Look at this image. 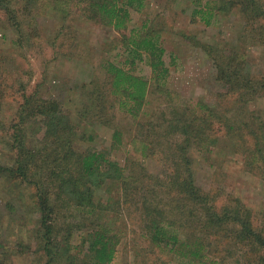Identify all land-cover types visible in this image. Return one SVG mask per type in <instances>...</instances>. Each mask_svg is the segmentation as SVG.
Returning <instances> with one entry per match:
<instances>
[{
  "label": "trees",
  "instance_id": "16d2710c",
  "mask_svg": "<svg viewBox=\"0 0 264 264\" xmlns=\"http://www.w3.org/2000/svg\"><path fill=\"white\" fill-rule=\"evenodd\" d=\"M71 1L0 0L4 16L0 23L11 27L13 45L28 49L39 39V18L53 11L62 21L52 43L65 28L63 21L72 12ZM77 1L80 6L76 12L80 11L84 20L101 22L108 31L117 32L115 38L123 51L113 53V57L103 54L98 63L101 76L92 75L88 82L76 85L81 101L74 110L67 106L73 101L70 94L63 100L60 90L50 95L40 92L39 82L31 92L22 93L16 112L8 116L10 120L5 121L0 112V145L5 154V160L0 155V190L7 195L0 223L5 215L7 221L16 222L17 253L32 252L39 257V264H111L123 233L122 218L129 215L130 219L134 213L137 232L168 261L264 264V236L258 232L251 211L235 197L216 206L210 192L195 183L190 155L195 147L210 150L223 130L233 146L231 138L239 132V139L246 136L253 141L251 149L247 140L245 145L235 144L247 155L245 165L264 169V76L252 80L236 60L234 50L205 44L216 79L226 86L220 98L236 86L242 88L235 95L242 102L224 106L218 98L217 103L208 105L197 99L167 103L158 111L146 109L150 80L154 81L153 91L161 90L169 74L166 49L155 21L146 17L140 25L131 24V12L142 11L147 0ZM188 2L192 14H201L207 25L217 16L216 11L224 8H240L248 18L264 19L262 0H214V5L209 0ZM0 36L4 40L5 34ZM118 55L123 56L121 64L115 60ZM137 65L150 68L151 77L136 72ZM6 70V63H0V109L13 99ZM254 95L261 106L251 105ZM107 111L135 118L139 128L132 143L137 144L141 156H158L162 167L166 166L162 173L152 174L133 159L124 166L111 157L110 150L120 135L116 127L108 147L81 145L82 139L91 142L96 135L80 131L83 119L90 114L110 125L101 119ZM147 112L152 113L149 116ZM27 206L38 213L34 227L29 226ZM24 237L33 244L22 242ZM75 239H80L81 247ZM239 243L250 250L240 251ZM5 250L0 240V264Z\"/></svg>",
  "mask_w": 264,
  "mask_h": 264
},
{
  "label": "rangeland",
  "instance_id": "374dc122",
  "mask_svg": "<svg viewBox=\"0 0 264 264\" xmlns=\"http://www.w3.org/2000/svg\"><path fill=\"white\" fill-rule=\"evenodd\" d=\"M209 1L214 5V0ZM71 2L69 4L72 12L63 21L65 28L52 43L56 29L61 26L62 21L61 16L53 11L44 13V16L39 18V39L35 46L28 49L13 45L10 42L13 34L11 27L0 23V35L5 34L4 40L0 36V58H3L0 63L5 62L8 68L6 74L10 78L8 84L11 85L13 98L0 109L5 121L10 120L8 116L11 112L13 115L16 112L22 93L31 92L39 82L42 83L40 92L50 95L60 90L63 100L64 96L70 94L73 101L67 103V106L74 110L81 101L78 96L80 90L76 85L88 82L92 75L101 76L102 71L98 63L103 54L107 53L113 57V53L123 51L119 38H115L118 36L116 31H108L109 29L97 20H84L79 14L80 11L76 12L80 2ZM191 10L192 6L188 0H147L142 11L131 12L132 25H140L141 20L146 17L155 21L154 26L158 29L166 49L165 60L169 68L168 77L162 82L163 89L153 91L154 81L150 80L146 109L158 111V108L167 103H189L197 99L208 105L217 103L219 93L225 92L226 86L224 82L216 79V68L210 54L204 50L205 44L218 48L225 46V50H234L237 54L236 60L242 64L245 73L250 75L252 80L264 76V19L260 18L261 16L252 19L240 8H224L223 12L217 10V16L207 25L201 19V14H192ZM3 18L0 11V20ZM114 45L118 46L115 48ZM117 59L121 64L123 56L118 55L115 60ZM135 71L151 77L150 68L146 66L137 65ZM70 87L73 88L72 93ZM241 89L234 86L232 92L230 91L224 99L220 98V101L222 100L224 106L230 103L239 105L242 99L235 95ZM253 98L250 100L251 105L261 106L259 97L254 95ZM262 100L264 102V99ZM147 113L150 116L152 112ZM148 115L144 120L148 119ZM98 117L89 114L82 124L80 123L79 129L84 134H96L91 142L82 139V146L97 149L108 147L111 144L112 130L116 127L120 135L118 142L113 139L115 144L110 150L111 157L124 166L133 159L142 162L144 168L152 174L163 172L166 166L162 167L158 156L150 153L148 157L141 156L136 149L137 144L132 143L139 128L135 118L125 112L107 111L101 119L108 120L110 125H104L98 121ZM222 133L224 130L220 133L217 144L210 150H198V147L191 149L195 183L210 192L216 206L227 203L229 197L237 198L244 208L251 211V218L258 227V232L264 236V169L248 168L245 165L247 155L237 148V145H245L244 141L247 140L246 145L251 149L253 141L246 136L242 140L239 139V132H236L231 138L234 142L232 146L230 137ZM1 148L0 145V155L5 160ZM257 165L260 166L259 162ZM6 197L5 190H0V209L4 208L3 201ZM25 212L32 222L29 226L34 227L38 213L29 207ZM130 215V219L129 215H126L125 219L122 218L123 233L120 234L117 252L111 264H182L177 260L168 261L156 248H150L147 241L137 232L134 213ZM6 217L5 215L0 223V240L6 247L5 256L1 259L2 264H39V257L34 253H17V250H20L15 233L18 227L16 222L7 221ZM122 221L120 220V223ZM23 240L24 243L29 240L28 242L33 244L32 239L24 237ZM79 240L75 239L74 242L81 247ZM239 244L240 251L250 250L249 247L242 246V243ZM235 250L237 252L238 249ZM255 257L256 253L251 254V258ZM82 260L84 261L83 258ZM79 264L83 262L80 261Z\"/></svg>",
  "mask_w": 264,
  "mask_h": 264
}]
</instances>
